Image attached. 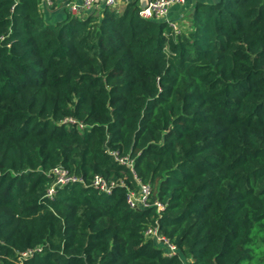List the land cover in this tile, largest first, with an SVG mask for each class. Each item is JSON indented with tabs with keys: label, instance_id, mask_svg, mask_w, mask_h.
Returning <instances> with one entry per match:
<instances>
[{
	"label": "trees",
	"instance_id": "16d2710c",
	"mask_svg": "<svg viewBox=\"0 0 264 264\" xmlns=\"http://www.w3.org/2000/svg\"><path fill=\"white\" fill-rule=\"evenodd\" d=\"M189 20L0 0V264H264V0ZM57 166L83 182L48 198ZM136 179L161 211L128 206Z\"/></svg>",
	"mask_w": 264,
	"mask_h": 264
},
{
	"label": "built area",
	"instance_id": "2783aa9c",
	"mask_svg": "<svg viewBox=\"0 0 264 264\" xmlns=\"http://www.w3.org/2000/svg\"><path fill=\"white\" fill-rule=\"evenodd\" d=\"M131 1L138 3V15L143 19H156L166 22L172 29L174 34L181 32V26L174 20L168 19L169 9L172 5L182 4L185 0H60L61 6L72 17L82 18L87 11L99 9L103 7L116 8ZM56 5V0H40V8L50 9ZM81 127L82 125L79 124ZM119 162L126 164L132 168V161L126 157L118 158L116 152H111ZM52 183L46 189L45 196L52 198L56 187L64 186L74 182H83L76 175L69 174L61 166L54 167L51 170ZM138 188L131 189L127 187L126 203L132 209H145L147 207H155L156 212L164 208V204L159 201H152L150 198L151 188L147 182L136 179ZM92 185L102 192H110L113 183H107L101 176L95 175L92 179ZM144 235L152 239L158 244L163 255L172 257L177 254L176 244L159 231L158 223L155 221L144 230ZM31 250L23 252L22 256H26ZM181 264H188L182 259Z\"/></svg>",
	"mask_w": 264,
	"mask_h": 264
},
{
	"label": "crops",
	"instance_id": "0c3cea01",
	"mask_svg": "<svg viewBox=\"0 0 264 264\" xmlns=\"http://www.w3.org/2000/svg\"><path fill=\"white\" fill-rule=\"evenodd\" d=\"M215 0H185L182 4L172 5L169 9L168 19L176 21L182 28V30H186L190 25L189 17L193 13V5L195 2H212ZM122 6V5H120ZM43 17L46 21H56L60 20L65 15V10L60 4V0H56V5L53 9L41 8ZM92 9L87 11L85 15L94 11Z\"/></svg>",
	"mask_w": 264,
	"mask_h": 264
},
{
	"label": "rangeland",
	"instance_id": "374dc122",
	"mask_svg": "<svg viewBox=\"0 0 264 264\" xmlns=\"http://www.w3.org/2000/svg\"><path fill=\"white\" fill-rule=\"evenodd\" d=\"M54 7L50 8V9H53Z\"/></svg>",
	"mask_w": 264,
	"mask_h": 264
}]
</instances>
